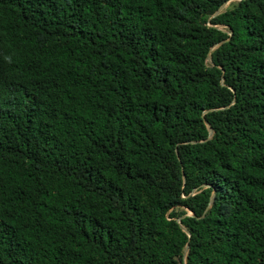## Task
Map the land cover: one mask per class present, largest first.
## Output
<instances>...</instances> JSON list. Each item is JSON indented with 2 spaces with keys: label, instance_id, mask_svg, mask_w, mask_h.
<instances>
[{
  "label": "trees",
  "instance_id": "obj_1",
  "mask_svg": "<svg viewBox=\"0 0 264 264\" xmlns=\"http://www.w3.org/2000/svg\"><path fill=\"white\" fill-rule=\"evenodd\" d=\"M228 1L0 0V264H264V0Z\"/></svg>",
  "mask_w": 264,
  "mask_h": 264
},
{
  "label": "rangeland",
  "instance_id": "obj_2",
  "mask_svg": "<svg viewBox=\"0 0 264 264\" xmlns=\"http://www.w3.org/2000/svg\"><path fill=\"white\" fill-rule=\"evenodd\" d=\"M237 1L238 0L228 1L227 3H225L224 5L220 7L219 12H224V11L231 9L237 3ZM220 29H223V28L220 27Z\"/></svg>",
  "mask_w": 264,
  "mask_h": 264
}]
</instances>
